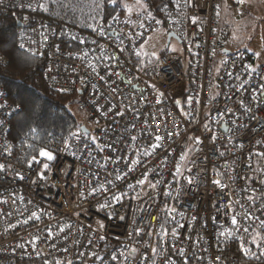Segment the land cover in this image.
<instances>
[{"label":"built area","instance_id":"obj_1","mask_svg":"<svg viewBox=\"0 0 264 264\" xmlns=\"http://www.w3.org/2000/svg\"><path fill=\"white\" fill-rule=\"evenodd\" d=\"M0 12L22 22L18 49L46 58L48 87L78 93L97 125L96 143L81 126L51 133L54 159L20 164L8 138L20 106L0 88V264H264V65L224 51L219 0L145 12L0 0ZM162 26L183 51L136 55Z\"/></svg>","mask_w":264,"mask_h":264},{"label":"trees","instance_id":"obj_2","mask_svg":"<svg viewBox=\"0 0 264 264\" xmlns=\"http://www.w3.org/2000/svg\"><path fill=\"white\" fill-rule=\"evenodd\" d=\"M168 0H145L150 8H160ZM19 17L0 12V88L11 101L20 106L8 131L16 162L26 165L39 156L40 149L51 133L68 135L80 126L68 105L80 98L78 93L53 90L45 82L46 58L18 49ZM168 52L163 50L160 54ZM0 186L2 181L0 180ZM7 264H56L40 260ZM71 264H80L73 262Z\"/></svg>","mask_w":264,"mask_h":264},{"label":"rangeland","instance_id":"obj_3","mask_svg":"<svg viewBox=\"0 0 264 264\" xmlns=\"http://www.w3.org/2000/svg\"><path fill=\"white\" fill-rule=\"evenodd\" d=\"M107 4L114 6L115 9H121L126 12L147 11L145 0H117L114 5L106 0ZM220 22L229 23L231 33L227 43L232 52L249 51L256 56V65L264 64V0H243L240 13L233 8L229 0H219ZM167 28L162 26L154 34L142 40L139 44V50L144 54L155 53L150 56L154 59L160 53L168 49L171 52H182L183 47L176 39H170L168 42ZM170 44V45H169ZM224 53L217 52L214 58V64L217 65ZM69 110L75 116L80 126H85L91 131L90 137L95 136L94 129L97 126L88 120V113L80 105V98L68 105Z\"/></svg>","mask_w":264,"mask_h":264},{"label":"snow or ice","instance_id":"obj_4","mask_svg":"<svg viewBox=\"0 0 264 264\" xmlns=\"http://www.w3.org/2000/svg\"><path fill=\"white\" fill-rule=\"evenodd\" d=\"M109 2L115 5V4L117 3V0H109ZM187 2H188V0H185V3H187ZM238 2H239V3H243V0H238ZM40 7H41L45 12L48 11V8H47L45 5L41 4ZM193 22H195V21H193ZM158 23H159V21H158ZM101 34H102V33H101ZM141 35H142V34H141ZM73 39H76V38L73 37ZM81 43H83V41H81ZM93 43H95V41H93ZM57 50H59V49H57ZM142 54H144L142 50L136 53V55H138V56H140V55H142ZM152 55L155 56L156 54H155V53H152ZM158 59H159V57H157V60H158ZM249 68H250V70L253 71V72L256 71V69L251 68V66H249ZM101 79H103V77H101ZM129 82H130V81H129ZM261 88L264 89V85H261ZM0 95H3V93H0ZM161 95H162V93H161ZM0 107H3V105H0ZM70 135H71V136H76L77 133L72 132V133H70ZM160 139H162V138H161V137H157V140H160ZM91 140H92L94 143L97 142V138H96L95 136H91ZM196 140H197L198 143L200 142V141H199V138H196ZM85 147H87V145H85ZM97 147H99L100 150L103 151V147H102L101 145H99V143H97ZM153 147H154V148H155V147H159V145H153ZM148 154H150V153H147V152L145 153V155H148ZM39 155L42 156V157H46L48 160H53V159H54V156H53L52 152H50V151H48V150H46V149H43V148L40 149V151H39ZM181 158L184 159V157H181ZM32 159L35 160L36 157H33ZM132 163H133V164H138V163H139V160L133 161ZM2 168H3V165H0V169H2ZM44 168L47 169V168H48V165L45 164V165H44ZM130 170H131V168H130ZM21 178H22V177H21ZM116 179H118V180H119V179H123V177L118 175V176L116 177ZM146 182H147V178H144V179H141V180L137 181V183L140 184V185H143V184H145ZM215 183L219 184L220 182H219V181H215ZM151 186H152L153 188H155V185H154V184H152ZM101 187H103V186H101ZM129 187H134V186H133V185H129ZM114 199H116L117 201H119L120 197H114ZM249 199H252V197H249ZM34 215H35V214H34ZM231 222H232L233 225H236V224L238 223V222H237V219H236L235 216L232 217ZM221 235H225V233H221ZM227 235H232V233H231V232H228ZM112 258H113V259H116L115 256H113Z\"/></svg>","mask_w":264,"mask_h":264},{"label":"water","instance_id":"obj_5","mask_svg":"<svg viewBox=\"0 0 264 264\" xmlns=\"http://www.w3.org/2000/svg\"><path fill=\"white\" fill-rule=\"evenodd\" d=\"M19 27L20 26H22V22L21 21H19ZM168 42H169V40L171 39V37L173 36H175V34L174 33H169L168 35ZM226 53H228V54H230L231 53V50H228V49H225L224 50ZM81 130L83 131V132H86V133H89V130L87 129V127H85V126H81Z\"/></svg>","mask_w":264,"mask_h":264},{"label":"crops","instance_id":"obj_6","mask_svg":"<svg viewBox=\"0 0 264 264\" xmlns=\"http://www.w3.org/2000/svg\"><path fill=\"white\" fill-rule=\"evenodd\" d=\"M225 23H226V22H225ZM228 24H229V23H228ZM227 49L230 50V49L228 48V46H227ZM231 52H232V51H231ZM260 65H264V64H260Z\"/></svg>","mask_w":264,"mask_h":264}]
</instances>
